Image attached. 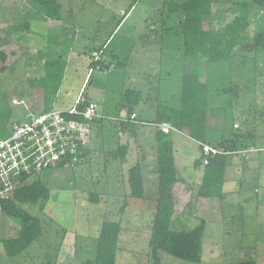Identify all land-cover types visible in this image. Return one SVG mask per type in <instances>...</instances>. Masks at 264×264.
<instances>
[{
    "label": "rangeland",
    "instance_id": "374dc122",
    "mask_svg": "<svg viewBox=\"0 0 264 264\" xmlns=\"http://www.w3.org/2000/svg\"><path fill=\"white\" fill-rule=\"evenodd\" d=\"M34 1L0 0V24L4 25L0 48L12 41L7 56L0 59V138L7 136L12 124L24 119L29 109L41 110L43 88L48 98H54L52 93L62 76L63 84L54 98L58 104L52 106L70 108L90 67L93 77L82 93L100 103L104 116L93 125L84 161L38 175L50 197L46 202L25 205L41 219L42 233L22 253L7 255L3 240L16 237L21 224L0 210V264H84L95 257L105 220L122 225L116 264H153L149 238L158 189L156 132L167 124L159 123L162 112L155 111L182 109L183 77L189 72L199 73L208 83L207 141L215 144L234 133L252 131L255 137L247 148L257 150L246 157L230 155L222 196L203 197L197 191L205 166H195L202 143L199 148L191 136L174 127L170 130L173 145L182 146L179 175L186 180L175 186L180 202L172 228L191 230L205 221L206 229L200 262L160 251L162 264H232L249 259L264 264V51L255 54L252 49H238L240 57L234 61L208 64L199 57H185L184 33L173 29L185 19L184 11H170L173 4L185 0H138L125 18L134 0H66L72 3V22L82 19L85 27L81 30H96L101 38L124 19L106 45L99 44L97 55L87 51L65 66L67 52L57 51L47 42L48 24L36 12ZM234 1L241 0H214L213 27H222L234 18L232 11L226 10ZM27 20L29 29L14 32L9 28ZM261 29L264 9L257 6L251 12L247 33L252 37ZM102 63H107V68ZM132 107L141 120L121 124L120 119L129 115ZM124 144L128 150L122 158L119 149ZM137 164H142L144 199L128 196L129 170ZM150 173L156 178L151 179Z\"/></svg>",
    "mask_w": 264,
    "mask_h": 264
},
{
    "label": "trees",
    "instance_id": "16d2710c",
    "mask_svg": "<svg viewBox=\"0 0 264 264\" xmlns=\"http://www.w3.org/2000/svg\"><path fill=\"white\" fill-rule=\"evenodd\" d=\"M138 0H134L125 13L127 15ZM214 0H185L181 4H173L171 12L184 11V20L176 22L173 29L176 33H184V56L187 58H200L206 64L211 62H232L238 54V49H252L255 54L264 51V29L255 31L252 37L247 33L251 24V12L254 7L264 9V0H241L230 2L227 11H232L234 18L224 26H212ZM33 6L37 13L47 19L61 20V4L58 0H35ZM23 24L12 25V29L19 31ZM156 29V28H155ZM6 54L0 51V59ZM105 67L104 64H101ZM183 107L180 110H158L159 123H171L173 127L204 143L206 139L207 117L209 107L208 83L202 80L197 72H189L183 77ZM46 99L48 96L46 95ZM131 111V110H130ZM164 112V113H163ZM129 122L125 123L128 125ZM124 125V124H123ZM170 132L158 129L157 138V167L158 174L157 196L153 199L155 205L149 246L152 251L153 264H162L160 251H165L180 259L200 262L202 260V239L206 229L205 221L191 230H175L172 228L173 220L178 210L175 205V186L180 181L174 156L173 141L169 138ZM247 134L234 133L221 139L217 145L225 151L246 149ZM208 142V141H207ZM206 142V143H207ZM128 145L124 144L119 153L122 158L127 155ZM231 154L219 153L209 157L205 164V172L201 185L197 191L199 196H222V185L225 181L227 159ZM201 164L202 160H198ZM203 164V163H202ZM130 198L144 199L145 185L142 166L134 165L129 170ZM221 186V187H220ZM50 193L46 184L37 176L26 180L15 191L12 198L0 200L1 210L20 220L21 228L14 238L3 240L8 256H14L25 251L42 233V222L38 216L29 212L25 205L35 204L38 201L46 202ZM128 200L125 201L127 205ZM122 225L119 221L105 220L96 243L94 258L88 259L84 264H116L119 248V238ZM232 264H256L249 259Z\"/></svg>",
    "mask_w": 264,
    "mask_h": 264
},
{
    "label": "built area",
    "instance_id": "2783aa9c",
    "mask_svg": "<svg viewBox=\"0 0 264 264\" xmlns=\"http://www.w3.org/2000/svg\"><path fill=\"white\" fill-rule=\"evenodd\" d=\"M98 118H103L98 112V104L88 100L83 93L67 109H29L25 118L15 121L7 136L0 138V200L12 198L26 180L44 171L84 161ZM138 119L137 112H131L120 121L121 124L139 123ZM160 127L166 133L173 129L169 124ZM201 148L203 165L208 163L210 156L219 153L246 157L248 152L257 150L246 148L231 152L205 143Z\"/></svg>",
    "mask_w": 264,
    "mask_h": 264
},
{
    "label": "crops",
    "instance_id": "0c3cea01",
    "mask_svg": "<svg viewBox=\"0 0 264 264\" xmlns=\"http://www.w3.org/2000/svg\"><path fill=\"white\" fill-rule=\"evenodd\" d=\"M59 2H60V4H61V20H53V19H47L44 15V17H45V19H46V21H47V24H48V29H49V32L47 33V37H46V39H47V42H52V43H50L51 45H53L54 46V49H56L57 51L58 50H60V49H64L66 52H67V57H66V59H65V62H66V64H65V66L68 64V62H70V61H73V59L75 58H77V57H81V54H84V53H86L87 51H93V53H94V55H97L98 53H96L97 51V47H99L100 45L102 46V47H104L105 45H106V43L109 41V39L113 36V34L116 32V30L119 28V26H120V24L122 23V21H123V19L129 14H127V15H124V18L123 19H121L115 26H113V28H112V31L109 33V34H107L105 37H100V35H98L97 33L98 32H96V30H93V31H90V32H88V31H83V30H81L82 28H84L85 26L83 25V21H82V19L81 20H79V21H74V22H72V17H73V13H72V7H71V5H72V3L71 2H68V1H66L65 0V2L64 3H62L60 0H58ZM64 5H65V8H64ZM131 11V10H130ZM42 15V14H41ZM70 18H71V20H70ZM25 22H29L28 20L27 21H20V22H18V23H14V24H10L11 26L12 25H17V24H23V23H25ZM60 25V26H59ZM3 24H0V29H3ZM11 26H9V28L11 29V30H13L14 32H17V30H15V29H12V27ZM25 29H29L30 27H31V24H30V22H29V24L28 25H24L23 26ZM155 28V27H154ZM64 30V31H63ZM99 30V29H98ZM60 32H62L63 34L62 35H59V33ZM14 35V37L16 38V39H18V40H20L21 39V35H17V34H13ZM13 37V36H12ZM101 38V39H100ZM106 38V39H105ZM105 39V40H104ZM103 41L104 40V42H103V44H101V42H99V41ZM10 42H12V41H10ZM9 42V43H10ZM9 43H7L5 46H2L3 48H0V51L1 52H4L5 54H6V56H7V48H8V44ZM100 44V45H99ZM56 45V46H55ZM101 48V47H100ZM75 55H77V56H75ZM98 61H100V59L98 60ZM102 64H104L105 65V67L104 68H107V66H108V64L107 63H102ZM91 67H90V69H89V71L87 72V74H86V76H85V78H84V80H83V83H82V86H81V89H80V91H79V93H78V95L80 94V93H82V91L84 90V87H85V85H86V82H90L91 80H92V77H93V72H92V74H91ZM65 70V69H64ZM63 80H64V78H63V76L61 77V80H60V83H59V86H58V88H57V90H56V92L55 93H52V94H54V98H56L57 97V95H58V91H59V89H60V85L62 86V84H63ZM85 93V92H84ZM83 93V95H85ZM46 95H47V93H46V89H44L43 88V94H42V96L40 97L41 99H43V101L41 102V103H39V106L40 107H38V108H41V110H46V109H49V108H52V107H54V106H52V105H55V106H57V101H55V99L54 98H51V97H49L48 99H46ZM78 95H77V97H78ZM76 97V98H77ZM39 98V99H40ZM54 99V100H53ZM87 99L88 100H90V101H92V102H95V103H97L98 104V112H99V114L100 115H102V116H104V114H103V112H104V108L100 105V103L98 102V101H94L93 99H91L89 96H87ZM76 100V99H75ZM143 101H145V99H143ZM74 104H75V102H74ZM73 104V105H74ZM72 105V106H73ZM57 108V107H56ZM62 109H64V108H62ZM37 110V109H36ZM131 111H129V114L131 113V112H137V114H138V116H139V113H138V110L135 108V107H132L131 109H130ZM155 112H157V109H156V111ZM139 119H138V121H140L141 119H140V116L138 117ZM102 118H98L97 120H96V122H98V121H100ZM138 124V123H137ZM167 124H170V123H167ZM207 124H208V122H207ZM125 125V124H124ZM236 125V124H235ZM235 125H234V127H235ZM173 127V126H172ZM175 128V127H174ZM172 130V129H171ZM175 130H177V132H180V133H183V132H181L180 130H178V129H175ZM251 133H252V135H251V138H250V136L247 134V137H248V142L250 143V142H252V138L253 137H255V133L254 132H252V131H250ZM220 141V140H219ZM219 141H217V143H215V144H213V143H210V142H204L205 144H209V145H211V146H213V147H217V145L216 144H218V142ZM247 142V146L248 145H250L249 143ZM200 143L201 142H199L198 141V146H199V148H200ZM180 147H182V146H180ZM180 147H178V145H173V148H174V156H175V163H176V169H177V176H178V178L180 179V181H185L186 182V180L185 179H183L182 177H180V175H179V163H178V160L180 159L179 158V148ZM255 149H257V148H255ZM201 148H200V156H198L197 158H198V160H200L201 159ZM198 160L196 161V164H195V166H199V165H203L202 163L201 164H199L198 163ZM181 164H183L182 163V161H181ZM140 165H142V164H140ZM143 165H146V163L145 164H143ZM229 165V157H228V159H227V166ZM204 166V165H203ZM227 166H226V169H227ZM250 168V167H249ZM237 171L238 172H241L242 171V169L240 168V167H238L237 168ZM150 178L151 179H155L156 178V176H155V174H152V173H150ZM157 175V174H156ZM225 175H226V172H225ZM203 178V177H202ZM202 178H201V181H202ZM201 181H199V184L201 183ZM145 185V184H144ZM177 185V184H176ZM178 202H180V196L177 194V193H175V205H176V209H178L177 208V203Z\"/></svg>",
    "mask_w": 264,
    "mask_h": 264
}]
</instances>
